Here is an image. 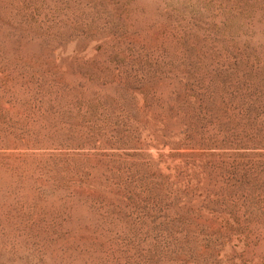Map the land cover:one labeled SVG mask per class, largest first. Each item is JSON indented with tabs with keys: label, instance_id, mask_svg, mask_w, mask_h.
<instances>
[{
	"label": "rangeland",
	"instance_id": "rangeland-1",
	"mask_svg": "<svg viewBox=\"0 0 264 264\" xmlns=\"http://www.w3.org/2000/svg\"><path fill=\"white\" fill-rule=\"evenodd\" d=\"M0 264H264V0H0Z\"/></svg>",
	"mask_w": 264,
	"mask_h": 264
}]
</instances>
